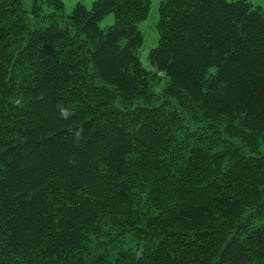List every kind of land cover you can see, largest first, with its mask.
Returning a JSON list of instances; mask_svg holds the SVG:
<instances>
[{"label":"trees","instance_id":"trees-1","mask_svg":"<svg viewBox=\"0 0 264 264\" xmlns=\"http://www.w3.org/2000/svg\"><path fill=\"white\" fill-rule=\"evenodd\" d=\"M48 5L0 0V264H264V8L161 0L149 71L150 0Z\"/></svg>","mask_w":264,"mask_h":264},{"label":"rangeland","instance_id":"rangeland-1","mask_svg":"<svg viewBox=\"0 0 264 264\" xmlns=\"http://www.w3.org/2000/svg\"><path fill=\"white\" fill-rule=\"evenodd\" d=\"M43 6L45 13L54 11L53 7L48 5V0H38ZM64 3L63 16L67 17L72 12L78 2H82L88 9H92L93 2L95 0H62ZM234 1V0H229ZM252 3L254 7L260 6L264 8V0H247ZM32 4L33 0H29ZM161 0H150V11L147 19L139 23V29L144 36V43L140 50V59L145 69L151 71L153 64L149 57L150 51L159 45V33L157 30V23L159 20V7ZM115 22V16L113 13L107 15L103 20L100 21L99 25L101 28L106 29L113 25ZM167 85V79L162 78L159 83L154 87L156 92H160Z\"/></svg>","mask_w":264,"mask_h":264},{"label":"water","instance_id":"water-1","mask_svg":"<svg viewBox=\"0 0 264 264\" xmlns=\"http://www.w3.org/2000/svg\"><path fill=\"white\" fill-rule=\"evenodd\" d=\"M155 69H156V71H158V69H159V68H158V66H157V65H156Z\"/></svg>","mask_w":264,"mask_h":264}]
</instances>
